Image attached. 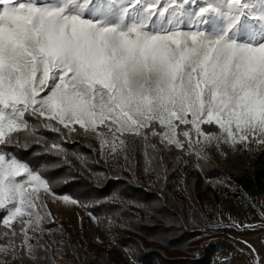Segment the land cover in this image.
Here are the masks:
<instances>
[{
    "label": "snow or ice",
    "instance_id": "snow-or-ice-1",
    "mask_svg": "<svg viewBox=\"0 0 264 264\" xmlns=\"http://www.w3.org/2000/svg\"><path fill=\"white\" fill-rule=\"evenodd\" d=\"M28 117L110 154L149 134L200 159L213 141L264 144V0H0V145L35 137ZM41 190L0 150V253L41 264Z\"/></svg>",
    "mask_w": 264,
    "mask_h": 264
},
{
    "label": "trees",
    "instance_id": "trees-1",
    "mask_svg": "<svg viewBox=\"0 0 264 264\" xmlns=\"http://www.w3.org/2000/svg\"><path fill=\"white\" fill-rule=\"evenodd\" d=\"M20 135L19 145H2L5 151L38 171L49 181L53 193L76 199L113 237L112 247L96 249L97 245L83 237L79 243L74 242L68 232V239L58 246L60 257L68 259L124 264L123 254L133 249L141 264H212L217 249L203 242L209 236L214 209L205 204L238 194L230 188V181L236 182L240 190L264 194L261 154L248 178H229L212 187L209 181L224 176L222 171L194 153L164 146L156 137H148L147 148L137 138L126 154L117 153L114 161L107 163L96 145L87 143L78 133H66L61 138L40 127L35 137ZM52 142H60L63 155L49 150ZM39 237L46 246L49 244L47 237ZM50 251L43 247L39 250L41 264H61ZM21 252L23 259L12 258L8 264H32L27 253Z\"/></svg>",
    "mask_w": 264,
    "mask_h": 264
},
{
    "label": "rangeland",
    "instance_id": "rangeland-1",
    "mask_svg": "<svg viewBox=\"0 0 264 264\" xmlns=\"http://www.w3.org/2000/svg\"><path fill=\"white\" fill-rule=\"evenodd\" d=\"M28 119L31 124L36 126V129L40 127L45 129L35 118L28 117ZM74 127L76 130L71 131V134L78 133L87 143L91 142L93 146L96 145L95 148L107 163L114 161L115 154H110L107 147L102 151L100 141L94 134L91 132L85 133L84 130L79 128V125H74ZM203 127H206V131L217 130L210 126ZM62 130L54 133H58L61 138L66 133L70 134L68 129L62 128ZM64 130L66 133H64ZM105 131L107 130L105 129ZM155 137L159 143H162L160 137ZM53 143L61 147L60 142H52L49 146L51 147ZM162 144L166 147L173 146L176 148L174 145ZM0 150L5 151L2 145H0ZM199 150L207 163L224 173V176L209 181L212 187L216 183L229 178H248L251 170L256 167V158L260 154L263 156L262 164H264V144H258L251 137H249L248 142L237 144L235 147L222 142L217 144L213 141L210 145L201 144ZM186 152L191 153L188 150ZM58 155L63 154L60 152ZM120 162L121 160L118 158L117 165H120ZM56 164V162L53 163V165ZM229 184L232 191L238 194L216 198L205 204L214 209V219L210 224L209 236L203 242L204 244L212 243L217 249L212 264H264V194L240 190L238 184L234 181H230ZM201 193L202 196L206 195L204 190ZM64 196L74 199L67 194L54 193V195H50L41 190L40 198L47 205V208L41 210L42 215H44L42 221L44 230L37 231L36 235L47 237L49 243L47 249L51 250L50 254L57 263L95 264L88 259L74 260L59 255L61 254V248L58 246L63 245L64 240L68 239V232L71 234L69 238H72L74 242L79 243L83 237L97 245L94 247L96 249L107 250L113 246L111 233L103 230L94 216L85 211L76 199L74 200L78 202L77 204L65 203L62 199ZM45 213H50V215ZM16 242L19 244V240ZM12 258L11 252L8 254L0 253V264H8ZM123 260L124 264H141L135 257L133 249L126 250L123 254Z\"/></svg>",
    "mask_w": 264,
    "mask_h": 264
}]
</instances>
